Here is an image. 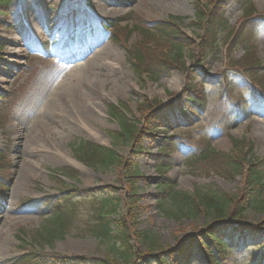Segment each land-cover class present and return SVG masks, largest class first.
Wrapping results in <instances>:
<instances>
[{"label": "rangeland", "instance_id": "374dc122", "mask_svg": "<svg viewBox=\"0 0 264 264\" xmlns=\"http://www.w3.org/2000/svg\"><path fill=\"white\" fill-rule=\"evenodd\" d=\"M209 4L207 0H176L174 7L165 4L156 8L153 2L144 4L141 0H9L7 7L2 8L0 210L12 196L13 185L23 175L26 163L32 162L38 170L28 178L27 194L13 199L11 210L20 212L16 217L26 221H19L10 230L3 229L11 245L0 251V264H14L24 256L36 264H96L102 261L115 264L110 246L89 233L96 206L112 196L119 198L120 215L133 219L136 229L150 231L163 251V255L151 258L142 247L128 262L120 264H161L163 258L169 264H206L204 245H212L209 232L214 227L213 222L203 216L179 220L168 217L159 205L160 185L164 179H169L177 191L186 194L207 191L212 186L217 191L238 196L244 186L243 177L226 179L203 162L200 156L206 147L230 153L233 141L246 140L253 144L254 154L264 160V96L252 93L253 83L248 75L264 76V0L224 1V17L230 28L243 32L241 43L235 46V58L239 60L245 56L248 46L255 60L260 62L248 74L228 67L224 47L215 57L201 63L192 57L197 49L183 48V61L191 72L190 82L186 71L179 67L164 72L153 82L146 75L136 73L131 53L142 48L149 51L147 55L154 56L159 49L175 55L170 47H162L165 42L146 36L144 30L149 29L156 36L159 34L152 25L155 23L173 22L198 44L203 31L197 25L196 10L199 6L206 10L211 7ZM250 7L255 10L254 17L245 20ZM32 19L39 21L34 28L37 37L27 44L18 40L16 46H9L18 57L5 56L6 40L16 36L22 23L25 29H30ZM74 54H87V57L64 62ZM78 63H88L80 73V80L71 70ZM41 75L48 77L51 89L59 84L75 83L82 91L86 89L92 93L91 103L100 114L92 136L80 131L72 133L59 117L39 120L46 111L43 105L48 94L40 96L41 100L21 116V106L29 100ZM189 83L203 86L204 98L198 109L187 117H180V122L174 125L166 123L163 128L146 132L140 144L143 153L139 156L132 157L131 144L115 143L111 134L120 132L121 128L110 114L112 106L123 108L129 122L139 127L144 118L139 108L141 103L158 100L163 108L178 113L189 101ZM36 136L42 138V142L67 137V146L63 149L79 164L77 146L81 142L112 149L126 161L136 163L135 195L128 194L124 176L117 167L95 170L81 164L91 174L90 184L85 186L84 170L66 164L51 165L48 156L41 153L42 144L31 152L18 148L21 138ZM63 169L74 171L75 179L64 177L60 172ZM63 196L69 198L67 201L74 208L77 206L80 219L73 222L70 234L52 242L44 241L40 235L44 236L51 220L56 219L54 207L63 205ZM164 207L173 210L170 204ZM245 216L253 227L260 228L264 221V216L252 210ZM260 256H264V225L253 237L229 243L219 264H258Z\"/></svg>", "mask_w": 264, "mask_h": 264}, {"label": "trees", "instance_id": "16d2710c", "mask_svg": "<svg viewBox=\"0 0 264 264\" xmlns=\"http://www.w3.org/2000/svg\"><path fill=\"white\" fill-rule=\"evenodd\" d=\"M211 6L206 10L197 7L196 15L197 25L203 31L197 44L194 40L185 36L173 22H164L152 24L156 27L157 36L151 29L144 30L146 36L158 38L162 47H170L175 51V55L170 56L160 49L152 56L149 51L138 48L136 53H131L133 66L136 73L146 75L148 79L155 82L174 67L182 68L188 74L190 82V68L183 61V48L190 50L197 49V54L192 55L193 60L201 63L209 57H215L221 48H226L228 67L249 73L258 67L260 62L255 60L252 54V48L247 46L245 56L237 60L234 56L235 46L241 43L243 36L241 29L230 28L224 17L225 0H207ZM9 0L0 2V13H4L2 8L7 7ZM255 10L250 7L246 10L245 20H251L254 17ZM174 20V19H173ZM119 22L117 25H119ZM131 32H134L131 29ZM164 40V41H163ZM252 83V93H260L264 96V76L258 74H248ZM192 82V81H191ZM203 86L196 87L189 83L188 94L189 101L180 112L168 111L167 107H162L158 100L149 102L145 100L139 105L144 114L143 123L137 127L131 124L122 108L112 106L110 114L119 122L121 131L111 134L115 143L131 144L132 157L143 153L141 149L142 138L146 132H152L165 126L166 123L174 125L180 122V117H187L195 109L199 108L202 99ZM183 117V118H184ZM190 121V119H189ZM180 127V126H178ZM141 144V145H140ZM77 157L80 162L92 169H109L117 167L120 174L124 176L127 185V192L132 197L136 193L138 172L137 164L132 161H126L114 150L102 147L91 142H81L77 146ZM200 159L207 165L213 167L221 176L226 179H233L241 176L244 179V186L238 196L229 195L217 191L210 186L207 191L197 190L194 194H186L176 190V186L169 179H164L160 185L161 199L159 205L162 211L171 218L179 220L182 217L203 216L213 222V228L210 229V238L212 245H204L207 251V258L212 264H219L217 254L225 252L229 243L242 238L253 237L264 225V221L259 227H253L247 222L245 213L252 210L264 216V160L258 158L253 152V144L246 140L233 141V150L230 153H221L206 147L205 152ZM70 179H75L76 174L71 169L61 171ZM69 198H61L63 205L54 207L56 219L51 220L49 228H46L45 235H40L44 241H55L71 232V225L79 220L77 206L74 208ZM119 198L107 197L99 202L92 216L93 226H90L89 233L101 242L110 246L113 256L112 262H128L134 257L136 251L142 247L148 256L153 258L156 254L163 255L161 244L157 238L148 230H138L134 226V220H129L126 215H120ZM164 204H170L173 210H168ZM70 207L71 213L68 210ZM132 221V222H130ZM76 226L74 225V229ZM231 241V242H230ZM14 264H36L34 260L24 256L21 261ZM96 264H108L105 261ZM161 264H169L164 258ZM258 264H264L261 260Z\"/></svg>", "mask_w": 264, "mask_h": 264}, {"label": "bare ground", "instance_id": "6f19581e", "mask_svg": "<svg viewBox=\"0 0 264 264\" xmlns=\"http://www.w3.org/2000/svg\"><path fill=\"white\" fill-rule=\"evenodd\" d=\"M142 3L153 2L157 7L169 4L171 7H174L173 4L176 3V0H141ZM153 6V4L151 5ZM165 7V6H163ZM39 19V18H38ZM38 19L30 21L31 28L33 29H25V24L22 23L21 28L17 30L16 36H12L6 40L8 43L7 50L3 53L7 57H18V54L12 53L9 46H16L17 41L20 40L24 44L30 43L31 40L37 37V32L34 29L36 25L39 24ZM33 22V23H32ZM35 22V23H34ZM87 57L85 55H76L74 54L71 57H67L64 62L72 63V60H79L81 58ZM89 58V57H88ZM97 58V54H95V59ZM71 59V60H69ZM88 64V63H87ZM87 64L78 63L74 64L71 68L72 74H75L76 77L79 78L84 69H86ZM1 77V74H0ZM78 80V81H79ZM75 81V80H74ZM73 81V82H74ZM51 87V82L46 76H40L37 79L36 88L34 92L29 97V100L25 102L24 106H21V116H24L23 112H29L30 107L33 106L34 103H38L41 98L40 96L46 95L44 99V107H46V111L39 117V120L45 121L49 119V116L59 117L64 120L69 127V130L74 133L75 131H80L82 134H86L87 136L93 135L94 125L96 123V118L100 116L97 110L94 108L93 103H91L92 93L88 90L82 91L79 84L72 83L71 85H63L59 84L55 87ZM91 104V105H90ZM38 126L40 125L37 123ZM67 137L61 138H50L45 139L43 142L40 137H24L18 141V148L21 150H28V152L39 149V144L43 145L41 153L45 156H48V160L51 162V165H70L74 168L83 171V176L85 178L84 185L87 186L90 184V176L88 169L79 164L75 159H73L68 151H64L63 147L67 146ZM20 153H18L19 155ZM30 158V157H28ZM52 159V160H51ZM21 161V157L18 158ZM26 167L22 171L23 175L16 179L15 184L13 185L12 196L6 199L4 207L0 210V251H5L11 245V241L9 236L6 235L5 227H8L7 230H10L13 225L17 224L19 221H26V219H22L23 217H16L20 212L11 210V205L13 199L17 197H22L27 194V181L31 174H35L38 170L37 166L32 162L26 163ZM6 230V231H7Z\"/></svg>", "mask_w": 264, "mask_h": 264}]
</instances>
